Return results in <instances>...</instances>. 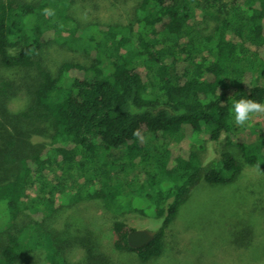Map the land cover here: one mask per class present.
Wrapping results in <instances>:
<instances>
[{"label":"trees","instance_id":"trees-1","mask_svg":"<svg viewBox=\"0 0 264 264\" xmlns=\"http://www.w3.org/2000/svg\"><path fill=\"white\" fill-rule=\"evenodd\" d=\"M82 1L0 0V264L38 251L73 264L49 225L89 198L114 213L92 264H116L120 251L150 260L200 181L231 183L243 163L264 173V121L242 127L246 139L229 114L241 97L264 103V0H129L130 21L110 24L75 18ZM54 48L85 60H51ZM222 134L203 160L205 140ZM129 209L160 221L138 247L126 240Z\"/></svg>","mask_w":264,"mask_h":264},{"label":"rangeland","instance_id":"rangeland-1","mask_svg":"<svg viewBox=\"0 0 264 264\" xmlns=\"http://www.w3.org/2000/svg\"><path fill=\"white\" fill-rule=\"evenodd\" d=\"M128 3L129 0H85L75 10L74 17L82 23H127L131 19ZM203 18L209 22V29L213 21L207 16ZM197 19L200 21L201 17ZM204 23L200 26L203 27ZM61 59L85 60L79 52L52 49L51 60ZM10 107L18 109L19 100L11 101ZM263 121L264 115H259L246 126L256 124L261 127ZM237 127L240 132H235V136L251 138L248 129L244 131ZM224 136L222 134L217 142L205 140L199 150L200 157L206 160L222 150L220 143ZM33 140L47 142L48 137L36 135ZM224 149L233 151L227 146ZM119 176L132 179V173ZM134 203L142 205L140 201ZM178 212L165 232L159 256L141 261L133 252L120 251L116 253V264H264V173L256 167L243 163L236 179L228 184L200 181ZM113 215L112 210H107L102 201L95 198L82 199L58 210L49 226L65 259L73 264L97 262L95 253L99 250L100 237ZM121 216L133 229L154 230L160 222L133 209L121 213ZM244 224L251 228L249 238V233L242 231L241 225ZM89 253L94 257H89ZM88 258L95 260L89 261ZM22 264H45L42 251L28 257Z\"/></svg>","mask_w":264,"mask_h":264},{"label":"clouds","instance_id":"clouds-1","mask_svg":"<svg viewBox=\"0 0 264 264\" xmlns=\"http://www.w3.org/2000/svg\"><path fill=\"white\" fill-rule=\"evenodd\" d=\"M45 12L51 14L49 9H45ZM177 114H183V110H180ZM229 114L233 117L237 126L244 127L249 125L254 117L264 115V103L252 98L241 97L232 102ZM134 135L139 136V131L134 132Z\"/></svg>","mask_w":264,"mask_h":264},{"label":"water","instance_id":"water-1","mask_svg":"<svg viewBox=\"0 0 264 264\" xmlns=\"http://www.w3.org/2000/svg\"><path fill=\"white\" fill-rule=\"evenodd\" d=\"M154 231L146 228L131 229L127 232L126 240L129 246L138 247L153 238Z\"/></svg>","mask_w":264,"mask_h":264}]
</instances>
